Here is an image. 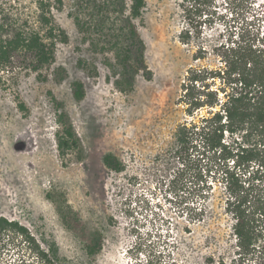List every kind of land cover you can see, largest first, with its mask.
<instances>
[{
	"label": "rangeland",
	"instance_id": "rangeland-1",
	"mask_svg": "<svg viewBox=\"0 0 264 264\" xmlns=\"http://www.w3.org/2000/svg\"><path fill=\"white\" fill-rule=\"evenodd\" d=\"M62 2L52 12L68 39L56 44L54 62L34 71L18 61L0 73V186L7 190L0 217L24 226L53 264H231L233 219L222 184L204 172L206 182L197 183L206 158L176 153L177 128L191 119L178 98L189 69L221 66V46L238 40L264 51V0H145L134 21L151 76L138 73L128 92L104 63L111 54L82 40L72 0ZM20 7L33 11L34 0H0L7 19ZM73 80L84 84L80 101ZM59 112L79 141L64 153L55 136ZM107 152L122 171L104 165ZM94 230L102 242L90 255L83 238ZM0 239V264H42L20 234ZM261 258L250 264H264Z\"/></svg>",
	"mask_w": 264,
	"mask_h": 264
},
{
	"label": "trees",
	"instance_id": "trees-1",
	"mask_svg": "<svg viewBox=\"0 0 264 264\" xmlns=\"http://www.w3.org/2000/svg\"><path fill=\"white\" fill-rule=\"evenodd\" d=\"M72 2L69 15L82 40L94 52L111 54V58L105 56L104 63L121 92L134 88L138 73L151 76L145 63L144 42L134 21L141 16L145 0ZM34 6L33 11L20 7L11 20L0 10V73L19 66L18 61L19 67L34 71L50 66L55 60L56 44L67 41L65 30L55 22L52 12L62 8V0H34ZM198 13L201 15V11ZM205 21L208 18L199 26ZM180 37L187 39L186 35ZM221 49V66L191 68L182 83L178 99L191 119L177 128L176 153H188L190 149L200 160L206 158L205 166L195 174L196 181L206 182L202 172L213 173L222 184L224 211L233 219L231 264H250L251 260L264 259V51L238 40ZM78 65L87 67L81 58ZM86 69L89 75L97 76L94 66ZM70 86L74 99H83V82L73 80ZM19 105L24 108L22 103ZM202 109L204 114L194 115ZM57 121L61 129L56 132V144L64 153L79 141L65 112L57 114ZM102 162L115 172L124 167L111 152L103 154ZM12 231L32 243L42 264H53L24 226L0 217V237ZM83 239L90 255L101 246L102 236L97 230L86 233Z\"/></svg>",
	"mask_w": 264,
	"mask_h": 264
},
{
	"label": "bare ground",
	"instance_id": "bare-ground-1",
	"mask_svg": "<svg viewBox=\"0 0 264 264\" xmlns=\"http://www.w3.org/2000/svg\"><path fill=\"white\" fill-rule=\"evenodd\" d=\"M5 191H7L4 187L0 186V192L3 194Z\"/></svg>",
	"mask_w": 264,
	"mask_h": 264
}]
</instances>
